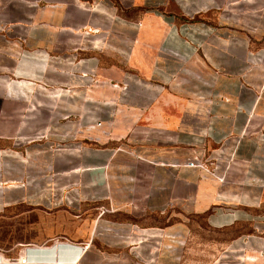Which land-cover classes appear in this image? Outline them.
Listing matches in <instances>:
<instances>
[{
  "label": "crops",
  "instance_id": "1",
  "mask_svg": "<svg viewBox=\"0 0 264 264\" xmlns=\"http://www.w3.org/2000/svg\"><path fill=\"white\" fill-rule=\"evenodd\" d=\"M28 217L0 264H264V0H0V226Z\"/></svg>",
  "mask_w": 264,
  "mask_h": 264
},
{
  "label": "rangeland",
  "instance_id": "2",
  "mask_svg": "<svg viewBox=\"0 0 264 264\" xmlns=\"http://www.w3.org/2000/svg\"><path fill=\"white\" fill-rule=\"evenodd\" d=\"M28 220L29 221H26V223H23L22 219H20V221H10L9 220L8 224L0 226V234H9V236H11L14 239H22V238L31 237V236H37L35 235V233L39 234V231L37 230L41 228H38L36 230L33 226L28 225L30 224L32 218L28 217ZM50 230L52 231V228L50 229L46 228L43 233H47L48 231L50 232ZM26 257L27 255L25 254L23 257L24 259L21 258V260H24V261L30 260L29 256L27 258ZM0 260L2 261L1 258ZM21 260H19V263H21ZM1 261L0 263H2Z\"/></svg>",
  "mask_w": 264,
  "mask_h": 264
},
{
  "label": "built area",
  "instance_id": "3",
  "mask_svg": "<svg viewBox=\"0 0 264 264\" xmlns=\"http://www.w3.org/2000/svg\"><path fill=\"white\" fill-rule=\"evenodd\" d=\"M185 165L187 167H191V168H196V169L202 170L207 175H209L210 177L216 179L219 182H222L224 180L225 171L229 167V165L225 166L224 173H217L216 166H214V165L213 166H208V164H206L205 161L200 160V159H197V158H194L193 160L186 162ZM104 229L110 230V228H108V227H105ZM113 235H115L114 237H116V238H123V237L125 239L128 238L127 235L123 236L122 233H119V234L118 233H115ZM177 243L179 245H183V241L181 239H178L177 240ZM79 250H81V246L79 247ZM21 263H23V260H21Z\"/></svg>",
  "mask_w": 264,
  "mask_h": 264
},
{
  "label": "bare ground",
  "instance_id": "4",
  "mask_svg": "<svg viewBox=\"0 0 264 264\" xmlns=\"http://www.w3.org/2000/svg\"><path fill=\"white\" fill-rule=\"evenodd\" d=\"M19 260H21V258H18V263H19ZM1 261V260H0ZM2 263L4 262V260L1 261ZM23 263H24V260H23Z\"/></svg>",
  "mask_w": 264,
  "mask_h": 264
}]
</instances>
